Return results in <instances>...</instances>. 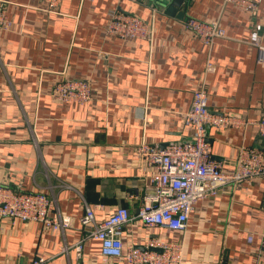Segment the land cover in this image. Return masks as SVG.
Instances as JSON below:
<instances>
[{
  "label": "crops",
  "instance_id": "crops-1",
  "mask_svg": "<svg viewBox=\"0 0 264 264\" xmlns=\"http://www.w3.org/2000/svg\"><path fill=\"white\" fill-rule=\"evenodd\" d=\"M0 9L10 21L0 25V185L43 193L52 212L72 219L54 229L0 217V264L42 256L52 264H131L104 256L101 242L86 237V205L97 221L128 208L124 250L158 239L182 244V260L173 264H262L264 175L197 201L183 230L146 226L137 212L153 192L154 169L135 149L188 141L186 114L198 89L211 112L242 121L206 129L224 171L235 169L242 145L264 147L257 125L264 116V0L255 11L186 0L177 14L144 0H61L56 10L47 0H0ZM117 9L148 22L152 38L109 34ZM188 17L217 20L226 35L207 44L186 27ZM64 79L88 81L91 98L58 100L54 87ZM83 238L82 257L72 247L61 251Z\"/></svg>",
  "mask_w": 264,
  "mask_h": 264
},
{
  "label": "built area",
  "instance_id": "built-area-1",
  "mask_svg": "<svg viewBox=\"0 0 264 264\" xmlns=\"http://www.w3.org/2000/svg\"><path fill=\"white\" fill-rule=\"evenodd\" d=\"M52 9H57L61 0H47ZM245 10L255 11L261 0H225ZM0 25L9 26L10 21L0 9ZM187 28L195 32L207 44L217 37H224L226 31L217 20L203 21L195 17L185 20ZM107 32L119 37H139L151 39L153 29L139 16L114 10L110 13ZM257 43V42H256ZM263 53L258 61L264 64ZM208 70L213 64L208 63ZM54 96L61 101L84 102L91 98L90 83L80 79H64L56 83ZM185 122L192 128L188 141L173 143L165 147L140 143L135 154L146 160L153 167L151 175L153 192L145 197L137 217L146 226H162L183 230L187 227L188 218L194 204L206 197L217 195L227 185H238L243 181H253L264 175V147L253 148L242 145L235 162V169L224 171L220 162L211 156L207 141L206 129L237 127L242 121L228 114H216L208 107V95L204 89L194 91L192 105L186 114ZM260 134L264 137V116L257 121ZM52 199L37 192L14 191L0 185V217L20 218L41 221L54 229L68 228L72 224L69 215L59 211L52 212ZM130 221L127 207L120 206L103 220L97 221L92 207L86 205L81 216V225L87 231L86 237L101 242L102 254L106 257L124 256L131 264H173L182 260L181 243L152 239L144 247H129L124 250L122 228ZM84 239L72 245H64L61 251L67 252L71 247L76 255L82 257ZM249 241L253 236L248 237ZM261 263L264 264V230L261 233ZM161 249V251L159 250ZM32 264H52L51 258L39 257Z\"/></svg>",
  "mask_w": 264,
  "mask_h": 264
},
{
  "label": "water",
  "instance_id": "water-1",
  "mask_svg": "<svg viewBox=\"0 0 264 264\" xmlns=\"http://www.w3.org/2000/svg\"><path fill=\"white\" fill-rule=\"evenodd\" d=\"M148 5L160 10H166L170 14H177L186 0H144ZM182 13V12H181ZM161 251V249H159Z\"/></svg>",
  "mask_w": 264,
  "mask_h": 264
}]
</instances>
